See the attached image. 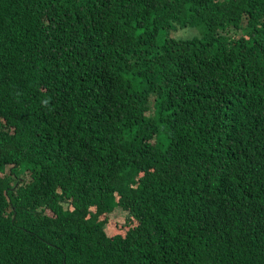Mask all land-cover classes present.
I'll return each mask as SVG.
<instances>
[{
    "label": "trees",
    "instance_id": "1",
    "mask_svg": "<svg viewBox=\"0 0 264 264\" xmlns=\"http://www.w3.org/2000/svg\"><path fill=\"white\" fill-rule=\"evenodd\" d=\"M0 264H264V0H0Z\"/></svg>",
    "mask_w": 264,
    "mask_h": 264
},
{
    "label": "rangeland",
    "instance_id": "2",
    "mask_svg": "<svg viewBox=\"0 0 264 264\" xmlns=\"http://www.w3.org/2000/svg\"><path fill=\"white\" fill-rule=\"evenodd\" d=\"M193 28H181V29H177V30L173 31L174 33L172 32V35L173 36H177V37H179V36H185V34H189V31L188 30L193 29Z\"/></svg>",
    "mask_w": 264,
    "mask_h": 264
}]
</instances>
